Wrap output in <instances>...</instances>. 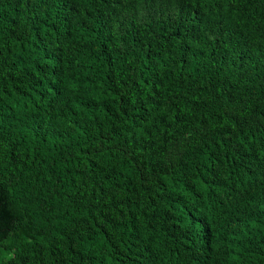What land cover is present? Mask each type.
I'll return each mask as SVG.
<instances>
[{"label": "trees", "instance_id": "1", "mask_svg": "<svg viewBox=\"0 0 264 264\" xmlns=\"http://www.w3.org/2000/svg\"><path fill=\"white\" fill-rule=\"evenodd\" d=\"M0 264H264V0H0Z\"/></svg>", "mask_w": 264, "mask_h": 264}]
</instances>
